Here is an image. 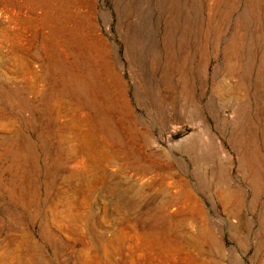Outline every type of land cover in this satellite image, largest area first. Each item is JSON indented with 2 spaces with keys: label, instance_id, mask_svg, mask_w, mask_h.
<instances>
[{
  "label": "rangeland",
  "instance_id": "rangeland-1",
  "mask_svg": "<svg viewBox=\"0 0 264 264\" xmlns=\"http://www.w3.org/2000/svg\"><path fill=\"white\" fill-rule=\"evenodd\" d=\"M0 71V264H264V0H0ZM77 82L122 154L106 171L150 198L134 218L99 170L62 203L95 165L60 142ZM41 91L69 104L58 123Z\"/></svg>",
  "mask_w": 264,
  "mask_h": 264
},
{
  "label": "bare ground",
  "instance_id": "bare-ground-1",
  "mask_svg": "<svg viewBox=\"0 0 264 264\" xmlns=\"http://www.w3.org/2000/svg\"><path fill=\"white\" fill-rule=\"evenodd\" d=\"M12 12V11H11ZM9 15V14H8ZM15 15V14H14ZM18 15V14H17ZM21 15V14H20ZM23 16V15H22ZM9 18V17H8ZM16 21L18 20V17H16ZM14 19V18H13ZM24 19V18H23ZM12 20V19H11ZM22 20H19V22L21 23ZM26 21V20H25ZM24 21V22H25ZM10 22V21H9ZM13 23V22H11ZM22 25V24H21ZM20 26V25H19ZM24 26V25H23ZM6 27V26H5ZM17 27V26H16ZM13 28V27H12ZM25 28V27H24ZM6 33L11 34L12 37L15 39L14 41L17 42L13 44V50H18V52L21 50H23L25 47H22L18 45V38H19V30L18 27L13 29V32H8V28L6 27ZM11 31V30H10ZM7 35V34H6ZM1 36L2 33H1ZM23 36V35H22ZM11 36L7 37L10 38ZM11 37V38H12ZM21 37V36H20ZM5 38V37H4ZM21 39V38H20ZM7 40V39H5ZM8 41V40H7ZM13 41V40H12ZM13 41V42H14ZM11 42V41H10ZM22 42V40H21ZM25 43V42H24ZM23 43V44H24ZM30 43V42H29ZM10 46V45H9ZM11 47V46H10ZM31 47V45H30ZM12 48V47H11ZM12 51V50H11ZM20 51V52H21ZM24 51V50H23ZM27 52V49L26 51ZM30 53V51H28ZM22 53V52H21ZM20 53V54H21ZM24 53V52H23ZM16 54V53H15ZM22 55V54H21ZM27 55V54H26ZM5 56V55H4ZM7 56V55H6ZM16 56V55H15ZM23 57V55H22ZM7 58V57H6ZM15 58V57H14ZM22 59V58H21ZM24 61V60H23ZM19 62V61H18ZM22 62V60H21ZM20 62V63H21ZM11 63V62H10ZM17 63V61H16ZM27 63V62H26ZM7 64V63H6ZM24 64V63H22ZM29 64V63H28ZM26 65V64H25ZM8 66V64H7ZM11 66V65H10ZM17 66V65H16ZM30 66V65H29ZM27 66V67H29ZM12 67V66H11ZM18 67V66H17ZM5 69V68H4ZM17 69V68H16ZM6 70V69H5ZM11 70V69H9ZM15 70V69H14ZM31 71V69H30ZM13 74L15 72H12ZM11 73V74H12ZM6 74V73H5ZM10 74V73H9ZM29 74V73H28ZM0 86L6 88L7 90H12V86L9 87L10 85L8 84L5 75L3 74L2 71H0ZM8 77V76H6ZM16 77H18L16 75ZM12 80V79H11ZM10 80V81H11ZM28 82V81H27ZM32 81H30L31 83ZM13 83V82H12ZM73 83V82H71ZM70 83V87L66 90H64V93H66L68 96L70 97H75L77 98L79 101V105H70L72 107L69 106V108L67 107L69 104L65 103L64 101H62V97L63 94H54L53 91L47 92H38L39 93V97L40 99H44L47 100L48 98L51 100L50 104L48 105V108L50 110V112L52 113V119L53 121H55L56 123L59 122L62 112L63 110L66 111L68 108L69 113H67V111L65 112L66 114L70 115V118L66 120V125L70 126L71 129L74 130V134L68 137H61V141L65 144V150L67 151V154H71V153H77L81 156L85 155V150L89 152V154L92 156L93 161L95 162V165L90 167V169L88 170L87 173H85V171L81 172V171H76L75 174L73 175V177L70 179H67V177L63 178V182H66L67 185H72L73 191L74 193L78 194L81 198L78 200H75L74 198H67L66 200H63L62 203L66 204V208L68 210L72 209L73 207H78V206H83L85 207V205L88 204L89 201V197L92 196L93 192L97 191V184L96 181L94 182L91 178L92 175L94 174L95 170H99L104 172V175L102 176V178L100 179V183H107V185L103 188L106 189V193L108 195H110L109 197H111V204L114 206V208L116 209V213L120 214L121 216H129V218H134V214L136 212L137 207L144 203L145 201H150V198H147L145 201H143L142 198H144L147 194L144 190H139L138 188H134L131 184H126L123 180L117 178V176L111 175L109 174L106 169H105V165H104V161L106 160H113L114 158H121V155L118 153V151L116 149H109L107 147H109V143L106 141V138L104 137V135H102L100 133V127L91 125L92 124V118L90 117V114H86L84 115V113H78L79 109H81V106H84V96H83V92L84 90H82L83 88H81L79 86V83H74L71 84ZM33 85V84H32ZM15 86V84L13 85V87ZM38 86V85H37ZM45 87V86H44ZM16 88V86H15ZM43 88V87H42ZM38 89V88H37ZM5 90V89H4ZM40 91V89L38 90ZM83 91V92H82ZM37 92V90H36ZM11 93V92H10ZM14 93V92H13ZM71 94V95H70ZM65 95V94H64ZM73 101V100H71ZM47 102V101H46ZM74 102V101H73ZM76 102V100H75ZM71 103V102H70ZM63 109V110H62ZM84 110V108H82ZM84 112V111H83ZM3 114V113H2ZM65 114V115H66ZM2 116H0L1 119ZM66 119V118H65ZM2 120V119H1ZM64 121V119H63ZM6 122V121H5ZM13 122V121H11ZM11 122L7 125L3 124L2 122H0V127H2V129L5 130V127H10L11 126ZM61 122V121H60ZM64 124V123H63ZM89 124L90 127L89 129H86L87 131L84 130V125ZM58 125V124H57ZM104 125H106L104 123ZM66 126V127H68ZM99 127V128H98ZM107 127V125H106ZM69 128V127H68ZM62 129V128H61ZM67 128H65L66 130ZM108 129V127H107ZM68 132V130H66ZM66 132V133H67ZM110 132V131H108ZM70 133V132H69ZM111 133V132H110ZM109 133V135H110ZM64 134V133H61ZM101 137L102 140L98 141V137L99 135ZM70 135V134H68ZM113 135V134H112ZM3 136V135H1ZM58 136V135H57ZM58 138V137H57ZM60 138V136H59ZM115 138V137H114ZM3 139V138H1ZM70 141V142H68ZM63 146V145H62ZM64 147V146H63ZM97 152H99V154H97ZM67 155V156H68ZM124 155V153H123ZM124 157H122L123 159ZM79 166L80 167H84L85 168V161L84 159L80 160L79 162ZM86 178V179H85ZM85 181L87 182V185L85 187ZM65 183V184H66ZM137 191V196L134 195V193ZM103 194V193H102ZM105 194V193H104ZM107 195V196H108ZM102 196V195H101ZM79 198V197H78ZM153 198V197H152ZM192 199V198H191ZM192 209V208H191ZM193 210V209H192ZM144 215H148L150 213V210H148L147 212H144ZM72 215H78V213L76 211H72L71 213ZM205 216V215H204ZM149 223V222H147ZM174 227L173 230L174 233L172 234L173 236L175 235L176 237L183 238L185 235V231H183V227H176L175 223L173 222ZM176 227V228H175ZM178 228V229H177ZM207 228V227H206ZM208 231L204 230V235L207 234ZM208 236V235H207ZM191 256L193 257L194 260H196V255H194V253H190Z\"/></svg>",
  "mask_w": 264,
  "mask_h": 264
}]
</instances>
